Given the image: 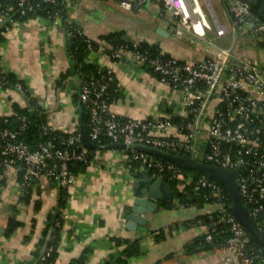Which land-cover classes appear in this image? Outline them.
Listing matches in <instances>:
<instances>
[{
	"label": "crops",
	"instance_id": "1",
	"mask_svg": "<svg viewBox=\"0 0 264 264\" xmlns=\"http://www.w3.org/2000/svg\"><path fill=\"white\" fill-rule=\"evenodd\" d=\"M65 2L70 21L100 45H106L103 37L124 33L133 41L158 45L185 63L194 64L203 58L201 50L189 42L158 33L168 32L169 19L161 16V5L154 0L133 12L119 10L117 0ZM216 2L218 21L230 29L232 16L222 0ZM2 29V68L25 83L30 97L48 115L49 124L57 132L78 130L76 80L69 75L63 24L54 29L37 20H13L2 25ZM238 37L233 60L251 59L264 76V42L231 29L224 39H210L218 46L230 48ZM206 47L211 50L212 46ZM106 65L124 92L120 103L112 107L122 117L153 119L166 115L167 109L176 112L179 108L178 96L166 89L162 79L142 70L132 71L120 63L107 61ZM65 76L68 77L63 79ZM14 103L21 108L29 106L20 92L0 89V119L12 115ZM142 174L149 172L131 170L125 156L110 148L96 154L95 166L80 173L76 183L64 192L65 204L60 210L64 245L58 251L57 264H69L87 252V264H114L129 243H138L141 253L129 264H239L234 255L220 251L186 256L185 247L205 231L200 226H184L201 215L195 209L169 210L161 204L157 214L145 215L147 226L128 229L126 217L133 182ZM18 193L19 172L14 169L0 179V264L31 262L43 240L49 239L51 232L45 236L48 219L59 212L60 193L48 180L37 181L25 203ZM11 220L19 226L9 234Z\"/></svg>",
	"mask_w": 264,
	"mask_h": 264
},
{
	"label": "built area",
	"instance_id": "2",
	"mask_svg": "<svg viewBox=\"0 0 264 264\" xmlns=\"http://www.w3.org/2000/svg\"><path fill=\"white\" fill-rule=\"evenodd\" d=\"M150 1L153 0H119L118 6L123 11L133 12L142 9ZM154 1L161 5V16L169 19V35L178 41L195 43L203 54L202 59L194 64L178 65L179 59L176 58L163 62L150 59L138 50L119 49L114 52L116 60L113 61L111 56L105 55V50H111V46L101 44V49L88 55L87 62L99 66L98 73L107 71L113 74L106 65L107 61L127 65L132 71L147 67L159 73L163 76L162 82L166 89L179 98V108L173 114L182 118L184 125L180 127L185 128L187 133H183L168 114L153 119L122 117L112 109L121 100L108 104L103 99L109 96V86L92 81L83 82L81 87V100L90 116L88 137L94 144L104 137L111 140L112 145H121L124 148L122 151H112L123 154L127 162L139 163L140 169L144 171L166 169L171 174L172 181H175V187L172 186L173 206L178 210H194L175 198L176 193H184L186 187L194 183L192 177L184 174L179 165L163 163L141 153H134L130 157L127 150L139 146L151 147L233 172L240 202L248 209L252 221L258 219L264 212L263 72L251 59L233 60L234 45L238 43L239 37L230 48L218 46L210 38L224 39L231 29L232 32L246 33L263 43L264 24L252 14L249 3L244 0H222L233 18L230 29L218 21L210 0ZM42 2L57 4L65 0ZM28 3L29 0H0V24L10 22L11 14L15 11L24 17L34 14L33 17L36 18L26 19L46 22L54 29L61 23L59 15L49 20L37 16L35 8ZM205 44L213 49L211 47L210 50ZM0 72L7 73L1 64ZM16 91L21 93L22 87L17 85ZM24 129L26 125L23 124L20 131ZM51 131L56 132L49 124L43 133L49 135ZM75 133H68L69 138L63 143L74 148L69 151L55 149L52 143L42 144L38 149L32 150L28 145L17 141L18 132L1 133L0 167L3 171L0 179H5L14 169L18 172L22 170L26 182L45 179L54 185L52 181H57L58 187L67 189L77 180L69 171L70 163L78 161L88 163L89 167L95 166L94 158L88 162L89 151L83 145L81 135ZM18 164L21 166H17ZM197 185L201 189H209L214 200L198 210L201 211L200 216H208L210 222L205 224L202 220H197L193 225L205 229L202 235L206 242L213 243L215 237L230 233L225 245L220 246L217 251L234 255L239 264H264L263 251L249 249L251 238L245 227L228 212L223 189L210 183L205 177ZM24 190L25 184L19 182L18 196L21 199ZM263 225L262 222L258 223L261 231ZM221 226L227 227V230L219 231ZM51 252L48 246H44L41 251L42 259L48 258Z\"/></svg>",
	"mask_w": 264,
	"mask_h": 264
},
{
	"label": "trees",
	"instance_id": "3",
	"mask_svg": "<svg viewBox=\"0 0 264 264\" xmlns=\"http://www.w3.org/2000/svg\"><path fill=\"white\" fill-rule=\"evenodd\" d=\"M119 0H117L118 2ZM249 3L250 9L252 14L259 19L264 24V0H244ZM6 5L8 3L5 2ZM28 5L34 7L36 15L39 17H42L45 20L53 19L56 15L60 16L61 23L63 24L65 31H66V54L70 61V72L69 75L76 80L75 89V105L78 109V115H79V124L80 126L83 125L85 132L87 136L90 133L89 129V121L90 116L87 107L82 103L81 100V87L83 82H101L104 84H107L109 86V96L106 100L108 104H112L118 100H121L124 96V92H120V87L118 85V82L115 79L114 74H109L107 71H103V73H98L99 66L95 64H89L87 62L88 55L92 51H96L98 49H101L100 44L93 40H89V37H87L83 31L76 25L73 24L70 21L69 18V10L66 7V2H59L57 4H44L42 0H29ZM34 15V14H33ZM32 14H29V17L22 16L19 12L15 11L11 14V21L13 20H20V21H27V19H30L33 17ZM27 18V19H26ZM36 18V17H33ZM4 32V29L0 30V45L3 42L2 33ZM103 41L109 46H111V50H105V55L111 56L110 58L116 60L114 58V52L119 49H129V50H138L143 54L148 55L150 59L153 60H160L163 62H167L171 59H173L172 56L165 53L158 45L150 46L147 43L139 42L136 43L135 41L131 40L127 35L124 33H113L108 36L103 37ZM137 45V46H136ZM118 62V61H116ZM185 62L182 60H179L178 65H183ZM144 72H148L154 77H157L159 79H162L163 76H161L159 73L155 72L152 69H149L147 67L140 69ZM68 76L63 77L66 78ZM17 85H20L22 87L21 94L24 96V98L29 103V106L26 108H21L16 103L12 104V110L13 115L4 117L0 119V134L5 131H11V132H18L19 135L17 137L18 142H22L26 145H28L32 150L38 149V147L45 143H52L55 147V149L62 150V151H69L73 150V147H69L67 145H64L65 139L69 138L68 134H63L59 132H50L49 135H44L43 131L44 128L49 125L48 121V115L45 114V112L37 105V102L33 100L30 97V94L28 92V88L26 87L25 83L21 81L20 79L14 77L12 73H2L0 72V89L7 91L17 90ZM172 110V109H170ZM167 109L168 115L172 116V121L176 125L179 126L180 130L183 133H187L185 128L180 127V125H184L182 123V118L180 116L174 115V111H170ZM125 119V118H123ZM26 125V129L23 131H20L21 126ZM76 135L80 134V128L75 131ZM4 141L2 142V144ZM99 148L102 150L105 149H111V150H117L122 151L124 148L121 145H112V141L108 138H102L99 142L95 143ZM100 150V151H102ZM75 151L78 152V149L75 148ZM89 151L88 156V162L91 161L93 158L96 157V152L94 150ZM159 150L153 149L151 147L146 146H139L134 149L127 150L126 153L128 156H132L134 153H141L150 156L151 158H155L158 160H161L163 163H173L170 158L167 156H175L170 153H165L163 151L158 152ZM88 163L84 162H73L69 165V171L74 177H77L80 173H84L88 169ZM177 165V164H175ZM17 166H21L18 164ZM129 168L131 170L140 168V164L137 162H128ZM181 168V167H179ZM3 168L0 167V176L2 175ZM149 175L154 177H161L165 182L171 183L173 187H175V181H172L171 174L166 169H161L159 171L158 169H150L148 170ZM184 174L187 176L189 175L192 177L194 183L187 186L184 193L181 194H175V198H178L181 203L185 206H188L190 208H193L195 210H202L206 203L208 202H214V200L211 198V193L209 189H201L200 186L197 185V182L205 177L207 181L210 183L216 184L218 187L223 189V196H224V202L226 204V208L228 212H231L230 205L232 203L230 193L226 187V185L220 183L216 179L208 177L204 172L198 171V170H188L183 168ZM19 182L25 184V190L22 197V202L25 203L30 196V193L32 191V188L37 183V181H25L24 180V172L22 170L19 171ZM54 183V187L58 189L60 193V202H59V212L54 216H51L48 219L45 236L50 233L49 239H44L43 242L40 245V249L37 250L33 254V259L31 262L22 263V264H57V258L59 255V249L62 247V219H61V213L62 207L65 204V190L61 187H58L57 181H52ZM197 194V195H196ZM248 208H250L248 206ZM197 220H202L205 224H208L210 222V219L208 216H198L194 218L193 220H190L189 222H186L184 226L187 228L192 227L194 223ZM264 224V212L259 216L258 219H254L252 221L253 229L258 234L259 239L264 243V225L262 228V231L258 227V223ZM19 226V223H17L14 220L10 221L9 226V234L12 233L17 227ZM219 231H226L227 227H220L218 229ZM247 235L251 238V242L249 245V249L260 251L262 250L264 254V249H262L255 240V236L250 231H247ZM231 236L230 233L226 234L223 233L222 235L215 237L213 243H207L205 236L201 235L193 240L192 243L187 245L185 247V254L188 257H191L193 255H197L200 253H210L217 251L220 246H224L226 239ZM47 240V241H46ZM46 242V243H45ZM119 243V242H118ZM48 246V249H51L52 252L50 253V256L46 259H42L43 255H41V251L44 246ZM88 255V252L82 256L78 260L71 261L69 264H87L86 263V256ZM140 246L138 243H132L127 244L126 249L121 253L119 258L115 261L114 264H129V260L133 259L136 256H140ZM45 258V257H44Z\"/></svg>",
	"mask_w": 264,
	"mask_h": 264
},
{
	"label": "water",
	"instance_id": "4",
	"mask_svg": "<svg viewBox=\"0 0 264 264\" xmlns=\"http://www.w3.org/2000/svg\"><path fill=\"white\" fill-rule=\"evenodd\" d=\"M6 22L1 23L0 27ZM165 37H171L168 32L158 31ZM208 46L207 44H205ZM80 135L83 145L94 151L102 150L97 145L92 143L87 136L83 125L80 126ZM161 153V151H158ZM172 162L180 167L188 170H198L204 172L208 177L216 179L220 183L226 185L232 203L230 210L233 217L245 227L247 231L254 234L256 243L264 249V243L259 239L258 234L253 229L252 220L249 211L240 202V197L236 188L235 174L220 168H216L204 163L194 161L181 156H167ZM173 187L170 183L165 182L162 178H157L149 174H142L133 182L132 202L128 206L127 227L130 230L137 226H147L148 219L146 214H157L161 210V204H165L167 209L172 210L173 206ZM47 246V244H46Z\"/></svg>",
	"mask_w": 264,
	"mask_h": 264
},
{
	"label": "rangeland",
	"instance_id": "5",
	"mask_svg": "<svg viewBox=\"0 0 264 264\" xmlns=\"http://www.w3.org/2000/svg\"><path fill=\"white\" fill-rule=\"evenodd\" d=\"M210 4H211V7H212L215 15H218V13H219L218 12L219 11V7H218V4H217L216 0H210ZM118 8H119V6H118ZM119 10H121V9L119 8ZM192 46L193 47H196V44L195 43H192Z\"/></svg>",
	"mask_w": 264,
	"mask_h": 264
}]
</instances>
